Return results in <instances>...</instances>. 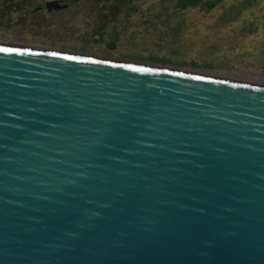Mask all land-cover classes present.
<instances>
[{
    "label": "water",
    "instance_id": "obj_1",
    "mask_svg": "<svg viewBox=\"0 0 264 264\" xmlns=\"http://www.w3.org/2000/svg\"><path fill=\"white\" fill-rule=\"evenodd\" d=\"M0 264H264V86L0 43Z\"/></svg>",
    "mask_w": 264,
    "mask_h": 264
},
{
    "label": "rangeland",
    "instance_id": "obj_2",
    "mask_svg": "<svg viewBox=\"0 0 264 264\" xmlns=\"http://www.w3.org/2000/svg\"><path fill=\"white\" fill-rule=\"evenodd\" d=\"M9 1L2 44L264 86V0H67L58 10Z\"/></svg>",
    "mask_w": 264,
    "mask_h": 264
},
{
    "label": "flooded vegetation",
    "instance_id": "obj_3",
    "mask_svg": "<svg viewBox=\"0 0 264 264\" xmlns=\"http://www.w3.org/2000/svg\"><path fill=\"white\" fill-rule=\"evenodd\" d=\"M22 1L23 0H14L12 2L11 1L7 2V4L11 3L13 5L14 3H21ZM66 1L67 0H39L37 2V4H38V6L42 5V4H47L48 10H52V9L58 10V9L62 8L63 6H66L67 4H69V3H66Z\"/></svg>",
    "mask_w": 264,
    "mask_h": 264
}]
</instances>
